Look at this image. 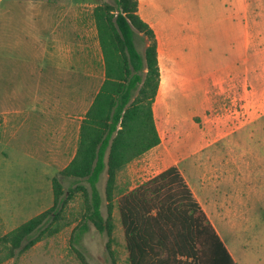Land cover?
Instances as JSON below:
<instances>
[{
    "label": "crops",
    "instance_id": "1",
    "mask_svg": "<svg viewBox=\"0 0 264 264\" xmlns=\"http://www.w3.org/2000/svg\"><path fill=\"white\" fill-rule=\"evenodd\" d=\"M196 1L198 9L190 12L184 2L176 6L173 0H138L139 17L152 28L157 41L160 81L151 105L155 130L158 134V120L163 116L156 113L160 98L161 108L166 109L172 91L187 98L200 89L203 113L198 116V132L203 146L198 152L196 178L176 167L235 263L264 264V204H255L264 198V170L252 171L247 164L248 160L264 161V8L250 9L254 19L247 29L251 41L245 46L242 8L228 7V0ZM145 5L160 16L153 21L144 19ZM66 10L62 17L45 16L44 33L27 52L42 60L38 88L47 94V99L41 100L40 116L49 122L41 128L35 146H44L39 151L44 157L49 154L52 163L68 152V165L77 151L80 125L105 76L103 62L99 60L102 69L97 73L94 56L82 45L80 11L75 4ZM201 10L202 18L198 19L195 15ZM6 29L10 28L2 30ZM201 48L209 55L226 54L210 69L209 56L205 61L202 56L200 62L193 61ZM95 79L100 86L88 100ZM165 82L169 94L163 98ZM239 106L246 117L243 113L240 117ZM236 135L244 137L249 147L239 145ZM216 144L225 146L226 152L217 148L212 159L209 155L203 158L202 154ZM240 159H245V164L239 163ZM253 178L260 180L248 186L245 197L239 188Z\"/></svg>",
    "mask_w": 264,
    "mask_h": 264
},
{
    "label": "trees",
    "instance_id": "2",
    "mask_svg": "<svg viewBox=\"0 0 264 264\" xmlns=\"http://www.w3.org/2000/svg\"><path fill=\"white\" fill-rule=\"evenodd\" d=\"M111 1L93 13L105 80L80 125L77 151L59 172L61 180L52 178L50 209L0 236V264L70 225L63 213L78 194L84 206L69 242L81 264H88L79 245L90 226L106 235L109 258L116 263L111 248L113 199H117L129 264H236L176 166L133 189L116 188L117 173L160 143L151 109L160 68L156 37L139 17L138 0ZM136 33L145 40L143 54L136 49ZM104 172L105 217L97 186Z\"/></svg>",
    "mask_w": 264,
    "mask_h": 264
},
{
    "label": "rangeland",
    "instance_id": "3",
    "mask_svg": "<svg viewBox=\"0 0 264 264\" xmlns=\"http://www.w3.org/2000/svg\"><path fill=\"white\" fill-rule=\"evenodd\" d=\"M181 2L187 4L186 8L190 12L198 9L196 0H173L176 6ZM110 3H112L111 0H0V236L50 209L53 205L52 178L57 177L61 180L59 172L67 166L70 156L67 152L63 159L52 163L49 154L44 157L39 151L44 146L39 148L35 146L41 136V128L49 122L44 116H40L41 100L43 97L45 99L47 94L45 95L44 90L38 88L42 60L27 50L32 49L36 38L39 39L43 35L45 16L62 17L68 5L75 4L82 20L81 42L94 56V64H96L98 73L99 69H102L99 60L103 62L104 69L105 64L98 43L99 37L93 13L96 7ZM234 5L243 10V45L249 46L251 37L247 29L248 26L253 25L252 20L254 19L250 16V9L264 8V0H228V7ZM142 12L144 19L150 21L160 16V13L150 5H145ZM71 15L70 13L69 16ZM195 17L201 19L202 10ZM5 27L10 29L2 30ZM252 31L255 34L256 29ZM31 36L34 38L31 39ZM134 39L136 49L143 54L144 38L136 33ZM200 51L198 54L195 52L194 63L200 62L201 56L204 61L206 60L204 58L209 56L207 60L210 69L218 65L226 54V51H221L222 54L215 53L214 56V54H206L203 48ZM99 86L100 82L97 79L91 83L88 100L98 91ZM51 97L54 99L53 93ZM169 97L166 109L161 108L162 98L156 105V113L159 116L163 114L158 120L159 127H157L160 137L159 145L151 148L138 159L132 160L117 173L115 180L117 189H133L139 183L170 166H177L186 176L195 177L197 175L198 152L203 146L198 132V124H200L198 116L203 113L199 106L202 93L197 88L192 95L184 98L180 94H173L172 91ZM239 111L241 112L240 117L242 113L246 115L244 108L240 106ZM237 137L239 145L249 147L250 144L245 141L244 137L239 135ZM45 148L47 151L48 147ZM217 148L226 152L225 146L216 144L202 154L203 158L209 155L212 159L214 155L211 154ZM261 152L264 153V149ZM44 160H50V162L45 163ZM238 162L245 164V159H240ZM247 164H250L249 168L252 171L264 170L262 160H248ZM241 167L245 168L244 165ZM259 178H253L249 183H242L239 189L243 196L248 195V186L258 184L256 181L259 182ZM106 180L107 175L104 172L97 184L103 198L101 210L104 217L107 207ZM62 184L66 190L68 183L64 181ZM74 197L63 213L65 223L70 222V225L54 236L42 239L25 253L3 264H81L69 242L72 230L84 206L81 195ZM261 200L255 204H264V198ZM112 206L115 228L111 248L115 252V264H129L124 233L117 213V199H113ZM261 213L264 216V210H261ZM106 243V235H102L90 226L89 231L80 241L79 250L86 257L88 264H112Z\"/></svg>",
    "mask_w": 264,
    "mask_h": 264
},
{
    "label": "bare ground",
    "instance_id": "4",
    "mask_svg": "<svg viewBox=\"0 0 264 264\" xmlns=\"http://www.w3.org/2000/svg\"><path fill=\"white\" fill-rule=\"evenodd\" d=\"M167 94H169V90L167 88V83L165 82L164 84L162 83L161 95L163 96V98H165Z\"/></svg>",
    "mask_w": 264,
    "mask_h": 264
}]
</instances>
